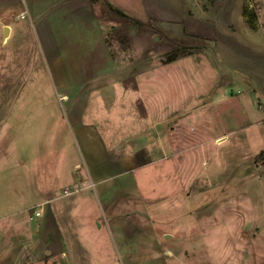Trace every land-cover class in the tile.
<instances>
[{
  "label": "rangeland",
  "instance_id": "obj_1",
  "mask_svg": "<svg viewBox=\"0 0 264 264\" xmlns=\"http://www.w3.org/2000/svg\"><path fill=\"white\" fill-rule=\"evenodd\" d=\"M125 1L145 25L92 1L111 57L0 27V225L37 228L0 233V264H264V0ZM71 157L89 187L52 191Z\"/></svg>",
  "mask_w": 264,
  "mask_h": 264
},
{
  "label": "crops",
  "instance_id": "obj_2",
  "mask_svg": "<svg viewBox=\"0 0 264 264\" xmlns=\"http://www.w3.org/2000/svg\"><path fill=\"white\" fill-rule=\"evenodd\" d=\"M92 1H96V3H100L102 6H104V2L106 1L110 2L113 5L120 8L125 13H127L128 10L131 9L130 4H128L127 1L125 0H23V1L22 0H0L1 36L3 37L4 41H6L9 37H12L14 34L13 25L19 20H21L22 18L28 17L34 25V22L36 21L37 18L43 17L44 21L47 22L46 30L48 33L54 31L55 34L57 35L59 33L61 36L65 35V37H75L80 40H85V39L87 40L89 38L93 39V37L96 34V38H97L96 40L101 39L102 41H105L106 44L103 45V47H105L106 49L105 51H107L108 55L111 57L110 55L111 47L109 46L108 40H107V37L109 34L107 33V30L106 31L102 30L100 26L101 23L96 14L97 5L94 6ZM101 5L98 7L100 8ZM70 20L74 23L73 27H75L76 29L74 31L68 29L66 32L65 27L69 28ZM83 24H85V26ZM81 26L92 29V31H94V33H92L93 35L92 34H79L78 35L79 30L77 29L78 27H81ZM5 27L9 28V32L7 36L3 35ZM22 30L23 29H21L20 32H22ZM100 34L102 37L100 36ZM114 137L115 135L112 136L111 138H114ZM221 138L227 139V135L222 134V135L216 136L214 138L215 143L221 144V143H218V140ZM123 144L125 146V142ZM128 146H129V143H128ZM104 150L106 152L107 149H105L104 147L103 153H104ZM21 165L22 166L24 165L23 160L21 161ZM83 168H84L83 164L76 157H71V160L68 161V165L66 166L65 170L61 171L64 173L62 174L60 172L59 179L61 180V182L58 183L59 188L56 187L52 191L58 190L60 188L64 189L65 186L69 187L70 185L71 187H74L72 185H76L77 183L78 185L75 186V190L77 189L80 190V189L89 187L87 180H84L82 178L85 175ZM73 177L76 178L77 182H73L71 184V179H74ZM61 198L62 196H58V194H54L52 195L51 199H50V196L44 199H38L35 203H37V205H40V207L42 206L44 210L41 216L35 217L33 219L32 216H35V215L33 214V210L30 209L31 211L29 212L30 220L32 218L31 221L33 220L39 221V223L44 226L43 229H58L59 222H57L55 217L59 216L58 212L60 210V207L63 206V202L61 203L60 201ZM34 225L32 226L29 225L28 227H25L22 224L16 223V224H11V225L8 224L6 226L5 222H3L0 225V233L3 234L6 232V233H13V234H20V232H24L25 229H37L36 227H34ZM42 225L40 228H42Z\"/></svg>",
  "mask_w": 264,
  "mask_h": 264
},
{
  "label": "trees",
  "instance_id": "obj_3",
  "mask_svg": "<svg viewBox=\"0 0 264 264\" xmlns=\"http://www.w3.org/2000/svg\"><path fill=\"white\" fill-rule=\"evenodd\" d=\"M104 3L106 4V6H108V8L111 10V13H113L115 16H118V17L123 18V19L130 20L133 23L145 25V22H142V21H140L138 19H134V18L129 17V15H127L125 12H123L120 8H118L117 6L113 5L112 3L107 2V1L104 2ZM172 60H174V58H172L171 61ZM256 160L258 162L261 161L262 163H264V149L257 155Z\"/></svg>",
  "mask_w": 264,
  "mask_h": 264
},
{
  "label": "built area",
  "instance_id": "obj_4",
  "mask_svg": "<svg viewBox=\"0 0 264 264\" xmlns=\"http://www.w3.org/2000/svg\"><path fill=\"white\" fill-rule=\"evenodd\" d=\"M66 193H68V191H67ZM43 210H44V209H43L42 206H41V207H38V208L34 211V215H35V216H33V218L41 216Z\"/></svg>",
  "mask_w": 264,
  "mask_h": 264
},
{
  "label": "water",
  "instance_id": "obj_5",
  "mask_svg": "<svg viewBox=\"0 0 264 264\" xmlns=\"http://www.w3.org/2000/svg\"><path fill=\"white\" fill-rule=\"evenodd\" d=\"M8 32H9V28L8 27H5L4 35L7 36L8 35Z\"/></svg>",
  "mask_w": 264,
  "mask_h": 264
}]
</instances>
